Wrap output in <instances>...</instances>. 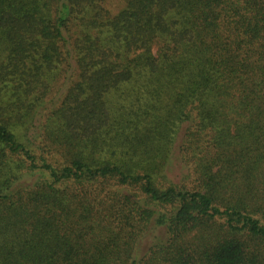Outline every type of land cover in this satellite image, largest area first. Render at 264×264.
<instances>
[{
    "label": "trees",
    "instance_id": "trees-1",
    "mask_svg": "<svg viewBox=\"0 0 264 264\" xmlns=\"http://www.w3.org/2000/svg\"><path fill=\"white\" fill-rule=\"evenodd\" d=\"M105 2L0 0V264H264V0Z\"/></svg>",
    "mask_w": 264,
    "mask_h": 264
},
{
    "label": "rangeland",
    "instance_id": "rangeland-1",
    "mask_svg": "<svg viewBox=\"0 0 264 264\" xmlns=\"http://www.w3.org/2000/svg\"><path fill=\"white\" fill-rule=\"evenodd\" d=\"M105 5L112 13H115L124 6V0H106Z\"/></svg>",
    "mask_w": 264,
    "mask_h": 264
}]
</instances>
